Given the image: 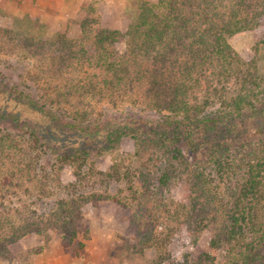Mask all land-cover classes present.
<instances>
[{
    "label": "rangeland",
    "instance_id": "374dc122",
    "mask_svg": "<svg viewBox=\"0 0 264 264\" xmlns=\"http://www.w3.org/2000/svg\"><path fill=\"white\" fill-rule=\"evenodd\" d=\"M141 1L0 0V71L8 76L6 81L11 85L17 81L23 87H35L48 95L49 102L58 103L68 111L77 107L90 109L95 115L92 117L104 122L100 131L93 135L83 134L79 130L57 129V133L49 128L46 131L42 129L46 126L44 122L53 124L48 115L7 93L0 94V112H9L4 115L2 124L14 129H17L18 123L38 126L42 140L47 138L48 145L54 149L46 160H38V166L45 164L49 169L56 166L59 180L58 177L56 181L52 180L48 193L43 196L38 191L31 195L29 200L35 201L31 207L36 209H28L31 219H41L43 211L47 213L56 208L58 205H55V201L62 195L75 194L82 198L76 241L65 244L63 234L54 230L50 231L49 237L29 232L10 244L9 257L2 259L0 264L232 263L245 239H236L237 245L223 241L218 246L213 243L216 222H208L202 230H193L192 226L197 220L187 217L186 209L193 191L189 181L191 169L187 165L190 162L202 164V168L204 166L208 191L205 200L214 197L217 210H222L220 214L216 211L213 213L218 218L227 214L239 217L246 207L247 212L251 211L253 217L260 220V235L264 238V92L261 102H257L260 108L249 110L240 119L238 127L242 134L236 131L233 133L235 135L232 134L233 140L228 142V160H237L234 170L225 164L223 169H219L210 154L213 144L189 146L182 143L188 160L176 161L179 166L172 172L167 184L163 183L161 187L160 161L155 166H146L151 157V144L140 146L136 137L130 134L123 136L115 148H105L108 141L106 134L112 125L132 122L135 127H143L142 130L150 134L151 129L158 127L170 113L164 106H154L156 94L148 90V87H152L150 78L136 79L130 88L119 91L103 82L106 73L95 62H82L71 56L66 63H59L61 70L54 71L59 66L54 65L53 55L62 54L61 49L65 48L64 44H70L67 43L69 40L84 38L85 23L89 32L91 28L95 30L100 27L126 31L139 13ZM250 1L253 6L244 5L242 17L256 16L262 25L240 31L230 36L229 41L242 57L243 70H253L254 75L258 76L256 87L264 91V0ZM234 3L232 0L219 2V9L225 11L229 4ZM28 37L36 41L26 47L24 42ZM42 38L50 43L52 52L49 54L45 53L42 43L38 41ZM117 47L122 51L125 46ZM214 72L216 68L207 64L205 76L195 86L194 95L199 99L193 98L194 101L206 99L208 88L213 90L217 85ZM223 86L238 89L242 84L233 78L223 82L220 88ZM70 88L72 95L69 94ZM69 118L70 114L63 119ZM75 146H86L91 155L83 184L74 188V170L69 165L59 169L58 155ZM255 166L257 184L250 192L246 190V184ZM41 176L34 177V181L23 179L24 185L34 189ZM55 183L61 185L52 186ZM15 198L20 205V200L28 198V195L22 192ZM249 233L253 235V232ZM261 241L262 246L256 251L264 255V241ZM263 263V260L252 258L250 262L242 264Z\"/></svg>",
    "mask_w": 264,
    "mask_h": 264
},
{
    "label": "trees",
    "instance_id": "16d2710c",
    "mask_svg": "<svg viewBox=\"0 0 264 264\" xmlns=\"http://www.w3.org/2000/svg\"><path fill=\"white\" fill-rule=\"evenodd\" d=\"M224 1L142 0L139 13L126 31L100 27L95 30L91 28L89 32L85 23L84 38L69 40L67 43L70 44H64L65 48L61 49L62 54L53 55V63L59 66L58 68L61 67L59 63H66L69 56L82 62H95L106 73L103 82L119 91L130 88L136 79L150 78L152 89L148 87V90L156 94L154 106H164L170 113L158 127L151 129L150 134L143 131V127H135L132 122L112 125L106 134L108 141L105 148H115L123 136L130 134L136 137L140 146L151 144V157L146 166H155L160 161L161 187L163 183L167 184L172 172L179 166L176 161L188 160L182 143L189 146L213 144L210 154L219 169H223L225 164L234 170L237 160H228V142L233 140V133L236 131L242 134L241 128L238 127L240 119L244 118L249 110L260 108V103L257 102H261L264 91L255 85L258 76L254 75L253 70H243L242 57L233 48L229 38L247 28L256 29L262 24L256 16L242 17L243 6H253L250 0H232L235 1L234 5L229 4L225 11L219 9L218 4ZM35 41L28 37L24 44L29 47ZM38 41L42 43L46 54L52 52L48 40L42 38ZM40 43L38 42V45ZM20 44L23 45V39ZM120 45L125 46L122 51L117 47ZM207 64L216 68L214 74L217 85L213 90L208 88L206 99L194 101L193 98L199 99L194 95L195 86L205 76ZM58 68L54 71L61 70ZM3 72L0 71V94L7 93L48 115L53 124L44 122L46 126L43 130H79L83 134L93 135L103 127V119L92 117L95 116L92 110L77 107L68 111L58 103L57 106L49 102L48 95L35 87H23L16 79L13 85L9 84L6 81L8 76ZM233 78L242 84L241 88H220L223 82ZM69 94H73L71 88ZM6 114L9 112H0V261L9 257L10 244L29 232L49 237L51 230L59 231L63 234L65 244L73 243L78 237L79 211L82 208V198L76 197L75 194L62 195L55 201V205H58L56 208L47 213L43 211L41 219H31V211L36 210L31 207L35 202L29 200L31 195L38 191L43 196L48 193V185L52 180L56 181L57 177L59 180L56 166L53 165L52 169L45 164L38 166V160H46L54 149L48 145L47 138L42 140L38 126L18 123L17 129H14L2 124ZM68 114L71 118L63 119ZM90 155L86 146L71 147L58 155L59 169L69 165L74 170V188L83 184ZM187 165L191 169L189 181L193 191L186 214L188 218L197 220L192 229L202 230L208 222H216L217 230L213 243L218 246L223 241H231L237 245L239 243L236 239L244 238L240 253L228 264L248 263L252 258L264 262L263 253L256 251V248L262 246L261 239L264 241L260 235V220L257 221L251 211L247 212L246 207L239 217L227 214L218 218L213 212L220 214L222 210H217L214 197L212 200H205L208 191L204 166L202 168V164L197 162ZM256 170V166L252 168V175L246 184L247 191L251 192L257 184ZM40 171H43L40 173L42 179H39L34 189L24 185L23 179L34 181V177L40 175L36 172ZM19 177L21 180H15ZM57 185L61 184L55 183L52 186ZM22 192L28 195V198L20 200L18 205L15 197ZM196 192L198 195L194 196ZM221 204L224 205L222 202ZM249 232H253V235Z\"/></svg>",
    "mask_w": 264,
    "mask_h": 264
}]
</instances>
